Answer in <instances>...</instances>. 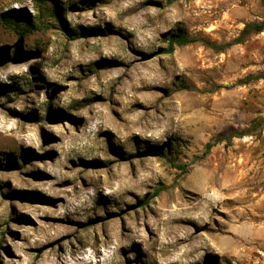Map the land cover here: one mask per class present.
<instances>
[{"label": "rangeland", "instance_id": "1", "mask_svg": "<svg viewBox=\"0 0 264 264\" xmlns=\"http://www.w3.org/2000/svg\"><path fill=\"white\" fill-rule=\"evenodd\" d=\"M263 17L0 0V264H264V125L225 138L264 117Z\"/></svg>", "mask_w": 264, "mask_h": 264}, {"label": "trees", "instance_id": "2", "mask_svg": "<svg viewBox=\"0 0 264 264\" xmlns=\"http://www.w3.org/2000/svg\"><path fill=\"white\" fill-rule=\"evenodd\" d=\"M52 13L58 14L57 10L54 11L53 8H52ZM263 29H264V17L259 21H248V22L244 23L243 27L241 28V30L239 31L238 35L235 37L233 42L234 43L242 42L250 34L258 33L260 31H262ZM195 40H196L195 38H187V37H183V36H180L178 34H175V35L170 37L166 46L160 47L157 50L153 51L152 55L170 54L174 51V45H182V44L194 42ZM263 125H264V117H261V118L255 120L253 124H251L250 126L244 128L242 130L231 129L225 135V138L227 140H229L230 138H232L234 136L239 137L243 134H251L254 132L255 129L262 127ZM209 146H210V144H207L206 148H209ZM179 167L181 169H184L183 165H179ZM158 192H159L158 188H156L153 191V193L155 195ZM208 263H209V260H207V259L203 261V264H208Z\"/></svg>", "mask_w": 264, "mask_h": 264}, {"label": "bare ground", "instance_id": "3", "mask_svg": "<svg viewBox=\"0 0 264 264\" xmlns=\"http://www.w3.org/2000/svg\"><path fill=\"white\" fill-rule=\"evenodd\" d=\"M160 237V239H161V241L162 242H164V243H166V238H165V236H163V235H161V236H159ZM192 257V256H191ZM19 259H21V263L20 264H27V258H25V256H19ZM194 258L192 257V260H193ZM171 260L173 261V262H176V260H175V256L172 254L171 255Z\"/></svg>", "mask_w": 264, "mask_h": 264}]
</instances>
